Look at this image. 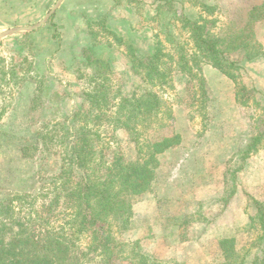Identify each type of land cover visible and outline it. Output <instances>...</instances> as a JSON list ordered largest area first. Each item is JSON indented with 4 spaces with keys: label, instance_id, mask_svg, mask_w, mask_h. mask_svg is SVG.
I'll return each mask as SVG.
<instances>
[{
    "label": "rangeland",
    "instance_id": "obj_1",
    "mask_svg": "<svg viewBox=\"0 0 264 264\" xmlns=\"http://www.w3.org/2000/svg\"><path fill=\"white\" fill-rule=\"evenodd\" d=\"M58 1L3 0L0 34L40 24ZM203 5L214 13L208 15ZM258 6L264 8V0H63L39 29L0 40V59L4 61L0 70L11 74L10 68H16L15 77L11 74L0 82V200L28 193L40 197V207L41 196L59 172L62 147L41 151L29 161L22 159L20 148L34 143L33 129L46 126L49 131L71 132L74 112L89 107L82 98L90 88L91 71L81 66L86 57L110 63L112 74L107 84L114 94L119 90L125 95L140 94L143 85L130 72L125 54L130 45L145 56L161 42L163 52L173 58L164 59L170 69L166 83L153 87L163 101L161 112L138 128L140 145L125 130L105 121L95 128L101 135L99 144L108 157L120 154L125 161L134 162L140 156L138 146L180 134L186 146L182 155L198 160L201 152L208 165L195 162L179 168L181 163H169L173 156L167 157L168 161L160 157L150 191L133 200L129 229L113 226L116 243L125 251L119 255L120 264L140 262L143 257L160 264H224L220 240L226 238L235 240L237 264L243 259L263 260V232L255 201L264 204V9L256 15L263 16L261 19L253 23L249 19ZM201 16L215 20L213 33L228 41L222 50L243 28L262 46L259 57L253 45L248 49L256 57L253 61L244 58L243 50L229 54L239 66L233 71L237 83L208 63H201L197 73L192 61L196 48L183 19ZM181 47L197 78L178 69ZM23 57L28 58L24 68L33 65L35 70L29 77L17 69ZM237 84L248 90L247 106L235 102ZM112 112L108 115H114ZM58 124L64 125L65 131H60ZM259 132V151L243 160ZM16 206L21 217L32 212L31 207ZM58 218L54 221L57 230L62 226L68 230L69 217L60 214ZM75 243L88 253L90 235ZM87 261L102 264L97 254L89 255Z\"/></svg>",
    "mask_w": 264,
    "mask_h": 264
},
{
    "label": "trees",
    "instance_id": "obj_2",
    "mask_svg": "<svg viewBox=\"0 0 264 264\" xmlns=\"http://www.w3.org/2000/svg\"><path fill=\"white\" fill-rule=\"evenodd\" d=\"M204 8L208 9V15L214 13L213 8ZM263 9L260 6L252 9L249 15L250 23L263 17L256 16L257 12ZM183 23L185 29L189 30V38L196 48L192 61L195 62L197 73L201 70V63H208L237 83V76L233 71H238L239 66L228 58L229 54L243 50L244 58L253 61L256 57L248 51L252 45L259 50L255 54L257 57L263 54L262 46L253 39V34H246V28L233 35V43L229 42L225 50H222L220 47L228 41L221 40L213 33L212 25L216 23L215 20L203 16L196 20L185 17ZM119 39L122 42V39ZM252 40L254 44L249 42ZM173 43L179 44L174 41ZM179 50L182 53L177 62L178 69L197 78L193 67L189 66L184 47ZM125 55L130 72L137 76L143 85L139 88L140 94L133 91L130 95H125L122 90H119V94H114L107 84L108 75L112 74L110 63L88 56L81 66L91 71L90 88L82 97L89 107L74 112L70 119L73 123L71 132L49 131L45 130L46 126L33 129L34 143L21 145V157L27 161L33 160L41 151H54L62 147L60 168L51 178L49 191L41 196L43 198L40 207L37 205L40 197L28 193H17L8 196L6 200H0V264H88L87 257L92 254L100 256L102 264H120L119 255L125 251L123 245L116 243L113 226L122 231L129 229L134 216L133 200L150 191L161 165L160 157L179 145L182 139L180 134H176L149 143L143 148L138 146L140 156L134 162L125 161L120 154L108 157L109 154L100 146L101 135L95 130L99 122L105 121L116 129L125 130L131 140L140 145L138 128L149 124L163 107V101L159 94L154 92L153 87L166 83L170 69L164 59L168 57L173 60L172 55L163 52L161 42L156 43L153 51L145 56L138 53L136 47L129 45ZM0 61L1 64L4 62L1 59ZM27 62V57L21 58L17 69L19 72H26L29 77L35 70L33 65L24 68ZM10 69L12 77H15V66ZM0 72V82L11 76L3 69ZM199 81L204 83L201 78ZM237 85L238 101L240 105L247 106L249 93L245 94L248 90L245 86ZM202 92L205 95V91ZM37 98L39 97L33 99L34 104ZM32 107L34 109V106ZM112 110L114 115L109 116L108 112ZM79 123L84 124L80 127ZM59 126L60 131H65L64 125ZM261 141L262 135L256 136L249 143L250 146L242 159L246 161L252 152H256ZM51 147L56 148L52 150ZM233 194L232 192L231 196ZM16 205L31 207L32 212L27 218L21 217L16 211ZM255 205L258 208L257 221L263 232L260 242H264V204L255 201ZM60 214L69 217V231L63 226L60 227L61 230H57L54 225ZM73 235L79 236L75 240L71 238ZM85 235H90L91 245L88 253L81 251L75 243ZM220 246L224 264H237L235 240L222 239ZM131 264L160 263L148 261L143 257L140 262ZM239 264H264V259L251 262L243 259Z\"/></svg>",
    "mask_w": 264,
    "mask_h": 264
},
{
    "label": "crops",
    "instance_id": "obj_3",
    "mask_svg": "<svg viewBox=\"0 0 264 264\" xmlns=\"http://www.w3.org/2000/svg\"><path fill=\"white\" fill-rule=\"evenodd\" d=\"M3 0H0V4H1V2H2ZM4 1H6V0H4ZM9 1H11V0H9ZM0 28H1V26H0ZM1 35V34H0ZM261 44H262V42H260ZM263 45V44H262ZM238 95H237V91L235 90V102H236V104H240L239 103V101H238V97H237ZM258 135H261L260 134V132H259V134ZM257 135V136H258ZM181 138H182V136H181ZM254 139V138H253ZM185 141V140H184ZM184 141H183V138L181 139V143L179 144V145H177V146H175L174 148H171V149H169L168 151H166L162 156H164L165 158H166V161H168V160H170V158H167V157H170V156H173V159H172V162L170 161L169 163H172V166L173 165H177V163H181L180 165H178L177 167H179V168H184V166H188V164L189 163H195V162H198V164L199 165H201V164H204V166H207L208 164H207V162L205 161V157H206V155H202L201 156V152H200V154H199V159L198 160H192V158H190V156L188 155V156H183L182 155V152L184 151V147H186L185 145H184ZM251 143V142H250ZM193 147V146H192ZM192 149V148H191ZM190 149V150H191ZM196 149V148H195ZM195 149L194 150H191V152H193V151H195ZM257 151H259V148L257 149ZM182 156V157H181ZM250 157V156H249ZM174 166V167H175ZM183 171V170H182ZM181 171V172H182ZM180 172V173H181Z\"/></svg>",
    "mask_w": 264,
    "mask_h": 264
},
{
    "label": "water",
    "instance_id": "obj_4",
    "mask_svg": "<svg viewBox=\"0 0 264 264\" xmlns=\"http://www.w3.org/2000/svg\"><path fill=\"white\" fill-rule=\"evenodd\" d=\"M63 0H59L56 4V6L51 10L50 14L45 17L42 22H40V24L36 25V26H33V27H29V28H16V29H13V30H9V31H6L4 32L3 34L0 35V40L4 39V38H7L9 36H13L17 33H21V32H32V31H35L37 29H39L40 27H42L49 19L50 17L56 12V10L61 6Z\"/></svg>",
    "mask_w": 264,
    "mask_h": 264
}]
</instances>
